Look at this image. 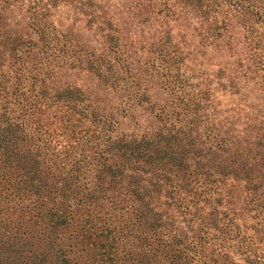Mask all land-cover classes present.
I'll use <instances>...</instances> for the list:
<instances>
[{
	"label": "rangeland",
	"instance_id": "obj_1",
	"mask_svg": "<svg viewBox=\"0 0 264 264\" xmlns=\"http://www.w3.org/2000/svg\"><path fill=\"white\" fill-rule=\"evenodd\" d=\"M87 12L103 14V20L90 24ZM96 26L103 31H95ZM105 33L112 37L106 39ZM15 38L20 45L10 52ZM0 45V73L9 84L14 77L23 80L22 99L4 100L0 94V109L20 114L29 127L41 125L61 145L102 134L104 139L108 134L110 139H138L168 125L179 138H193L194 131L204 129L203 93L211 95L212 107L224 116L230 109L245 111L264 94V0H102L94 9L76 0H0ZM229 82L235 86L222 89ZM66 86L83 99L78 108L88 106L81 113L85 118L57 96ZM261 137L264 121L255 120L241 132L226 126L213 131L201 154L209 148V156L189 153L185 174H176L180 190L184 193L194 182L190 171L195 162L210 169L208 179H219L216 166L254 158ZM220 140L222 146L215 149ZM261 190L258 198L264 196ZM234 209L231 221L238 227L264 221L260 198L244 219ZM185 224L179 222L183 229L177 231L195 242L204 238L193 264H264L263 232L240 227L234 230L240 240L235 234L207 243L219 230L202 225L193 230Z\"/></svg>",
	"mask_w": 264,
	"mask_h": 264
},
{
	"label": "trees",
	"instance_id": "obj_2",
	"mask_svg": "<svg viewBox=\"0 0 264 264\" xmlns=\"http://www.w3.org/2000/svg\"><path fill=\"white\" fill-rule=\"evenodd\" d=\"M101 1L76 0L92 9ZM86 14L90 24L99 25L103 20V14ZM97 27L95 31H103ZM104 36L112 37L106 33ZM19 45L15 38L9 51ZM229 84L235 86L230 82L220 86L224 89ZM22 88L20 77L9 84L0 73L4 100L8 96L12 101L22 99ZM70 89L66 86L57 96H63L73 110L83 99ZM203 94L204 129L200 134L194 131L193 138L188 134L179 138L178 131L173 132V126L168 125L138 139H110L109 134L104 139L102 134L72 138L61 145L42 132L41 125L29 127L20 114L12 115L13 110L2 107L0 264H193L199 257L197 245L204 238L197 237L195 242L191 235L180 233L177 230L183 228L179 222H186L184 227L193 230L201 225L210 232L219 230L216 237L207 238V243L223 241L227 235L240 240L234 231L240 227L264 233V221L243 222L239 227L231 221L234 207L244 219L259 198L264 210V196L257 195L264 188V137L258 139L260 151L254 158L216 166L220 169L219 179H208L210 169L204 171L195 162L196 169L190 171L195 180L188 184L189 189L183 193L176 182V174H185L188 168L185 161L189 153L194 158L209 156V148L201 154L213 131L226 126L241 132L255 120L264 121V94L245 111L230 109L225 116L212 107L211 95ZM39 95L42 98V93ZM86 108L77 109L83 118L81 113ZM221 142L215 144V149H220ZM9 211L12 219L6 217ZM96 225L99 231L92 232ZM76 245L80 248L74 257Z\"/></svg>",
	"mask_w": 264,
	"mask_h": 264
}]
</instances>
